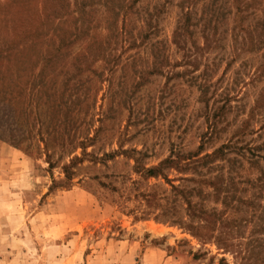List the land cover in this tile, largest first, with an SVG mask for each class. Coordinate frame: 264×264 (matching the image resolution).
Masks as SVG:
<instances>
[{
	"label": "rangeland",
	"instance_id": "1",
	"mask_svg": "<svg viewBox=\"0 0 264 264\" xmlns=\"http://www.w3.org/2000/svg\"><path fill=\"white\" fill-rule=\"evenodd\" d=\"M0 264H264V0H0Z\"/></svg>",
	"mask_w": 264,
	"mask_h": 264
},
{
	"label": "trees",
	"instance_id": "2",
	"mask_svg": "<svg viewBox=\"0 0 264 264\" xmlns=\"http://www.w3.org/2000/svg\"><path fill=\"white\" fill-rule=\"evenodd\" d=\"M220 148H216L215 150L211 152H206L202 155L199 154H188L184 155V157L180 154H173L171 156L166 157L165 159L161 160L160 163L158 162L156 165L144 167V171L147 176H158L161 175L163 178H165L167 181H170L169 178L166 176V174L162 171L163 166H171L175 169H178L179 171L186 170L189 167L196 166L198 163H201L202 165L206 162H209L214 156L218 155V152H220ZM173 188H177L174 184H171ZM185 193L183 190H180ZM186 197V196H185ZM186 199V208L189 209V211L196 216H199L200 218L205 219V221L208 220V215L210 216L211 213L206 212V210H203V208H195V205L189 200V198ZM191 226V225H187ZM192 227V226H191ZM220 240H222L220 238ZM224 242V241H223Z\"/></svg>",
	"mask_w": 264,
	"mask_h": 264
}]
</instances>
